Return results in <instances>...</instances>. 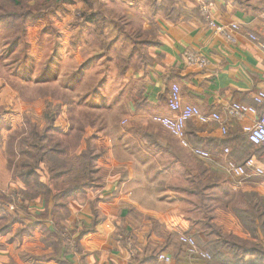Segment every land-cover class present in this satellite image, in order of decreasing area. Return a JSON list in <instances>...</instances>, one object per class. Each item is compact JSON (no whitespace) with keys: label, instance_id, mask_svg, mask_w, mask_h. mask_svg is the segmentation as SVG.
I'll list each match as a JSON object with an SVG mask.
<instances>
[{"label":"crops","instance_id":"crops-1","mask_svg":"<svg viewBox=\"0 0 264 264\" xmlns=\"http://www.w3.org/2000/svg\"><path fill=\"white\" fill-rule=\"evenodd\" d=\"M105 1L107 12L112 5L116 12L136 22L135 26L146 38L139 46L137 40L132 42L118 62L112 63L113 57L106 61L111 75L114 74L108 80L110 87L115 89L112 106L121 111L120 120L125 124L117 146L122 148V156L111 151L113 149L105 140L107 137L101 134L96 145L104 149L98 161L104 184L88 192L86 197L69 201L66 215L57 216L63 214L60 210L55 218L60 227L66 226L75 232L77 251L82 254L67 252L66 262L44 259L39 264H158L155 259L146 261V258L159 252L170 255L175 264H232L234 261L224 242L230 236L250 240V231L237 217V209L247 208L249 194L254 193L264 200V179L238 181L222 169L224 149L229 150L227 158L236 164L256 157L251 154L253 146L245 141L243 128L254 125L258 116L231 119L225 109L231 103L254 106L253 97L264 92V56L255 43L244 37L238 36L236 43L231 44L215 34L199 10L198 0H176L175 10L172 12L170 7L165 15L160 12L161 4L155 5L152 14V7L143 0ZM208 1L209 19L218 25H239L243 34H254L264 44L261 19L264 9H258L256 1ZM187 51L203 56L207 66L200 69L186 65L183 55ZM103 58L105 56L94 61L100 66L103 63L99 60ZM173 85L179 88L182 105L196 107L206 115H220L226 135L221 134L220 124L203 125L196 120L188 122L185 130L189 146L209 152L214 162L195 158L178 139L152 121L153 116H173L167 108ZM5 92L0 96L1 103ZM256 108L260 115L264 102ZM6 141L4 139L0 147V191L16 186L13 195L23 186L20 181L12 180L11 173L1 162L3 155L6 157ZM134 151L145 158L137 160ZM151 152L162 153L167 163L160 165L150 160ZM257 164L264 168V154L257 158ZM173 166L186 170V180H190L188 175L195 174L199 179L202 168L203 178L210 169L225 174L232 181H169L167 171ZM149 169L155 171V179L146 175ZM124 171H127V180L115 181L116 174L119 177ZM144 178L150 181H143ZM193 186L195 189L191 191ZM40 201L25 205L27 213L32 216L45 214L47 219H34L37 226L20 241L15 237V230L21 228V224L15 223L6 236H0L8 241L5 245L4 241L0 243V264L10 261L35 264L37 262L30 258L50 253V249L46 250L41 244L40 230L45 227L53 234L55 228L51 224V211H45ZM181 235L196 239L199 247L213 258L203 261L189 257L179 243ZM132 244L137 249L135 258Z\"/></svg>","mask_w":264,"mask_h":264},{"label":"rangeland","instance_id":"rangeland-1","mask_svg":"<svg viewBox=\"0 0 264 264\" xmlns=\"http://www.w3.org/2000/svg\"><path fill=\"white\" fill-rule=\"evenodd\" d=\"M12 1L13 3L0 2V96L6 90L3 103L0 102V147L3 140L7 139L6 157L3 155L1 162L11 173L12 180L18 181L13 176L14 168L21 159L27 157L19 153V141L27 137L35 126L39 134L45 131L50 145L56 143L64 149L63 157L67 161L79 157L87 149L89 140L90 146L99 156L94 183L101 186L104 181L100 179L98 161L103 157L104 149L97 148V140H100L101 134L105 135L107 144L113 149L111 151L121 155L122 148L117 146L122 140L119 138L121 130L125 128L124 122L121 123L123 114L112 106L115 89L110 87L108 80L114 74L111 75L112 71L106 61L115 58L112 63L118 62V58L124 56L123 53L132 42L138 38L139 41L146 39L144 32L135 26L136 22H131L116 12L112 5L111 11L107 12L105 0ZM132 1L134 0H129ZM143 1L152 7V14L154 5L161 4L160 12L165 15L172 0ZM253 1L262 4L264 8V1ZM101 56H105L99 60L103 65L98 66L94 60ZM51 118L52 123L48 125ZM133 153L137 155V160L145 158L138 156L135 151ZM151 153L153 157L150 160H156L160 165L167 163L163 160L162 153ZM73 163L76 164L74 161ZM195 168L197 169L196 165ZM200 170L199 179L195 174L193 177L188 175L190 180H186V170L173 166L167 171V177H170L169 181L181 182L232 181L225 174L210 169L206 170L203 178L202 168ZM154 172L149 169L145 173L155 179ZM126 174L127 171H124L117 177V173L115 181L127 180ZM137 176L135 175L136 178ZM143 181L150 180L144 178ZM10 188L3 189L4 193L0 191V196L12 199L15 214L22 223L42 219L41 213L32 216L27 210L20 209L21 195L17 192L11 195L16 186L11 190ZM191 189L194 191V186ZM51 209L50 203L45 211ZM58 229L57 234H51L45 227L40 230L41 244L46 250L50 249V253L30 258L37 262L35 264L44 259L56 261L58 258L66 262V253L77 251L75 232L66 226ZM58 238L63 242V247L59 250L52 245ZM7 242L6 237H0V243L5 245ZM81 254L82 251L76 252V255Z\"/></svg>","mask_w":264,"mask_h":264},{"label":"trees","instance_id":"trees-1","mask_svg":"<svg viewBox=\"0 0 264 264\" xmlns=\"http://www.w3.org/2000/svg\"><path fill=\"white\" fill-rule=\"evenodd\" d=\"M247 1L249 0H241L243 3ZM0 2L13 3L12 0H5V2L0 0ZM175 5L174 0H172L170 6L171 9L173 8L172 12L175 10ZM257 6L258 9L262 8V4H257ZM136 40L138 46L144 43V39L139 41L138 38ZM149 44V42H146V45ZM52 120L53 118L48 120V125L52 123ZM33 128L27 137L19 141L18 151L22 156L25 155L27 157L21 159L13 171L14 178L20 181L23 186L22 189L17 191L21 195L19 208L26 210L27 206L25 205L37 199L43 202L45 208L51 203L50 216L53 218L55 227V233L53 234H57L58 228H60L55 221L58 212L62 210L63 214L57 215L62 218L67 213L66 205L69 201L99 188V185L94 183L96 181L94 177L97 170L96 162L99 156L95 154V149L90 146L89 140H87V149L79 157L73 159L76 164L73 161H67L63 157V148L58 147L56 143L50 145L49 137L45 131L43 130L42 134H39L37 129H35L36 127L33 126ZM245 141L249 143L246 134ZM189 142L196 144L192 140H189ZM252 146L250 148L251 154L256 157L252 156L249 158H253L257 162V158L264 154V145ZM90 204L92 205L93 202H90ZM14 207L11 198L0 196V235L7 234L15 223H22L19 216L15 214ZM237 210V217L240 218L243 225H247L250 231V240L237 239L232 236L225 240L224 246L234 261L232 264H264V200L254 193L249 194L247 195V208L242 209V211L240 209ZM44 216L45 214H43ZM256 220L258 225L254 226ZM22 224L23 226L16 231L17 235L15 236L17 238L21 235H30L33 228L37 226L36 222L32 221ZM74 243L76 244L77 240ZM52 245L59 250L60 247H63V242L58 238ZM134 247L132 244L133 258L136 257L137 251ZM157 254L149 255L146 261L156 260ZM56 261L63 262L60 258L56 259ZM8 264L15 263L10 261Z\"/></svg>","mask_w":264,"mask_h":264},{"label":"built area","instance_id":"built-area-1","mask_svg":"<svg viewBox=\"0 0 264 264\" xmlns=\"http://www.w3.org/2000/svg\"><path fill=\"white\" fill-rule=\"evenodd\" d=\"M199 10L201 14L207 19V23L210 29L215 34L221 36L225 41L235 44L237 37L241 36L250 42L257 45L258 49L264 56V44L261 43L254 34L245 33L239 25H218L214 21L208 18V12L210 3L208 0H198ZM261 19L264 22V14L261 15ZM186 65L203 69L207 66L206 59L195 52L187 51L183 55ZM254 106L231 103L226 109V115L231 119H241L245 115L257 117L255 124L246 126L243 128V132L247 135L248 142L254 146L264 145V111L258 115L256 106L261 105L264 102V92L260 91L253 97ZM167 108L173 113V116H153L152 121L160 125L171 136L178 139L181 145L190 150L191 154L202 161L214 162L212 155L200 148L190 147L185 140V130L188 122L196 120L200 124L207 125L211 123L220 124V132L222 135H226L225 127L221 126V118L217 113H211L209 115L203 114L198 108L193 106H184L181 103L180 91L176 85L171 87V90L167 98ZM224 165L222 169L234 179L241 181L250 178H263L264 168L260 167L255 159L249 158L243 164H236L229 160V150L224 149ZM179 243L184 246L185 252L189 257L200 259L203 261H209L211 255L203 251L196 240L192 237L181 235L179 237ZM156 262L158 264H175L172 257L164 252L157 254Z\"/></svg>","mask_w":264,"mask_h":264}]
</instances>
